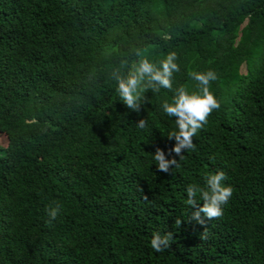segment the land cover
I'll list each match as a JSON object with an SVG mask.
<instances>
[{
  "label": "trees",
  "instance_id": "1",
  "mask_svg": "<svg viewBox=\"0 0 264 264\" xmlns=\"http://www.w3.org/2000/svg\"><path fill=\"white\" fill-rule=\"evenodd\" d=\"M137 48L177 53L173 89L218 74L221 106L183 159L162 109L174 92L140 112L116 92ZM156 148L179 167L159 171ZM221 170L233 195L202 226L186 189ZM0 264H264V0H0Z\"/></svg>",
  "mask_w": 264,
  "mask_h": 264
},
{
  "label": "clouds",
  "instance_id": "2",
  "mask_svg": "<svg viewBox=\"0 0 264 264\" xmlns=\"http://www.w3.org/2000/svg\"><path fill=\"white\" fill-rule=\"evenodd\" d=\"M165 38L170 39L167 34H165ZM145 51L146 49L137 48L134 52L136 59L131 62L127 59L122 61L120 68L113 69L111 79L116 83V92L120 101L135 112H140L141 106L147 103L146 93L148 91L159 93L161 89H167L174 92L172 101H165L162 104V109L167 116L175 117L177 129L168 134L169 139L174 138L176 141L174 147L169 150V155L174 152L180 159H183L182 151L196 150L193 138L208 123L210 115L221 106L210 90L211 83L218 79V74L214 70L190 72L191 79L197 82V90L190 92L184 86L173 89L174 73L180 71L177 53L169 52L165 58L156 63L145 56ZM121 69H126V71H121ZM136 125L138 128L144 129L147 127V121L141 119ZM153 159L161 172L167 173L173 166L179 167L178 161L175 158H166L165 152L160 148H156ZM205 180L206 187L204 188L190 184L186 189V204L196 208L191 219L202 226L206 224V220L222 217L224 206L229 203L234 192L231 185L224 183L227 176L222 170L209 174ZM198 201H203L202 207L198 205ZM61 209L62 205L58 203L46 208L49 217L48 223L57 219L61 214ZM182 223L183 221L177 218L174 226L180 228ZM208 236L209 233L204 227L200 239L207 240ZM172 241V232L163 236L154 233L150 244L151 248L159 253L170 248Z\"/></svg>",
  "mask_w": 264,
  "mask_h": 264
},
{
  "label": "rangeland",
  "instance_id": "3",
  "mask_svg": "<svg viewBox=\"0 0 264 264\" xmlns=\"http://www.w3.org/2000/svg\"><path fill=\"white\" fill-rule=\"evenodd\" d=\"M1 137H3V136H1Z\"/></svg>",
  "mask_w": 264,
  "mask_h": 264
}]
</instances>
